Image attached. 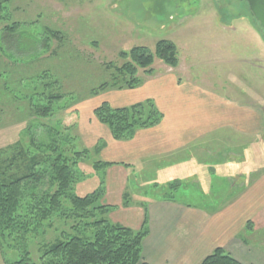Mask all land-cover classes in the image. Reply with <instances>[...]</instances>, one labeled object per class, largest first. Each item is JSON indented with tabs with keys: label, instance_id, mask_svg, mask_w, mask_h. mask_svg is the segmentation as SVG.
Listing matches in <instances>:
<instances>
[{
	"label": "rangeland",
	"instance_id": "rangeland-1",
	"mask_svg": "<svg viewBox=\"0 0 264 264\" xmlns=\"http://www.w3.org/2000/svg\"><path fill=\"white\" fill-rule=\"evenodd\" d=\"M162 1L165 3L163 5H166L165 8L162 6ZM87 2L89 1L15 0L5 5L4 12L10 14V20L0 23V29L8 22L18 21L22 24L17 30L16 42L19 50L24 49V51L20 56L7 54V75H16L15 81L13 78L11 81L15 86L9 83L7 94H1L4 99L5 96L8 99L11 112L15 109L18 114L20 113L18 116H23L27 112L23 106L18 110L23 100L17 98L22 96L19 95L20 93L12 94V91L19 92L20 89H24V83H27L30 77L34 82L55 80L58 77L63 82L65 94L79 99L58 115L63 118V125L74 126L76 144L73 148L81 150L88 146L91 151L89 156L84 157L78 164L83 175L73 186L74 194L86 196L101 186L104 187L102 179L106 170H100L102 168L96 170L95 164L101 162L97 160L96 136L105 126L97 124L98 118L94 115V109L103 102L109 100L113 107L130 106L135 104L127 103L133 89L161 77H166L167 85H170L172 77L169 76H173L177 80L180 78L181 82L189 81V78L193 80L198 78L200 84L209 85L210 87L206 88L216 91V95L220 97L227 100L236 98V100L249 101L250 109L254 108V102H259V106L260 103H264V36L252 21L249 7L244 0H103L102 2L93 0L90 6ZM111 4L116 12L121 13L119 17H125L113 18L115 21L111 22L109 19L111 17L103 16L104 12L110 9ZM137 5H145V10H137ZM130 8L133 9L132 12H129ZM220 23L230 28L225 31ZM49 29L62 32L63 41L55 38L51 44L49 42L48 52L44 41L40 43L41 46L34 45L37 48H33V40L30 37L45 39V32ZM161 39L175 42L178 48L176 67L157 59L150 74L140 71L141 85L134 88H114L96 96H89L90 88L110 78L105 68L107 62L112 61L121 65L123 61L119 57L122 51H129L132 47L141 45L154 50ZM5 40V47H12V42L7 38ZM47 70L50 74L42 79L40 76H43ZM21 77L25 78L22 80L23 84L20 82ZM41 87L39 86V89ZM29 89L27 86L24 92ZM156 93L159 95L158 91ZM148 99H152L158 108L160 102L157 98ZM13 104H16L15 108L12 107ZM121 104L125 105L121 106ZM256 108H259L258 105ZM7 112L8 110H5L0 113V148L20 140L25 127L23 122L14 119L19 118L17 113L15 115L13 112L12 116ZM255 115L258 117L254 120L260 129L251 132L248 138L247 151L253 157L249 163L248 178L233 177L232 183L227 186L224 178L211 177L208 179L212 182V184L209 182L210 192L205 193L204 191L192 193L190 190L195 188L178 189L177 185L173 189H168L170 184L168 187L151 184L156 187L146 188L141 183V177L131 178L132 187L139 185L137 191L143 192L146 188V193L140 192L143 195L137 193L130 197V191L126 190L124 200L117 203L114 201L116 196L112 192L108 193L106 204L109 208L106 217L113 223L133 229V226L137 227L141 222L140 213L143 212L134 205L144 197H164L163 193L191 205L206 207L216 205L215 208L219 205L224 207L233 205V201L240 196L236 193L240 181H260L259 172H264V163L256 162L258 156H264V112L259 110ZM32 134L36 141L48 142V135L41 126H35ZM240 136L244 137V134ZM220 141L221 139L217 142ZM245 141H247L246 136L241 142L246 143ZM217 147L218 150H224L221 144ZM207 152H210L207 148L201 151L199 158H206ZM118 164L122 165V163ZM255 168L256 175H253L252 170ZM121 181L122 179L116 181L118 186L122 184ZM262 181L260 193L251 195L256 199L255 201L243 204L242 207L236 204L233 205L234 208L232 207L231 215L234 219L238 218V221L245 219L246 223L252 221L251 229L241 233L247 242L237 237L228 248L222 247L243 264H264V178ZM47 189V183L42 182L31 191L42 195ZM103 197L102 195L98 205L103 204L101 203ZM212 210L216 209L212 208ZM144 222L147 235L143 239L142 250L144 240L149 234L148 219ZM73 225L74 220L57 211L49 221L39 225L27 238L13 243L12 246L5 244L0 248V264H10L26 258L27 264H47L50 258L45 257V251L50 245L65 234H78L72 228ZM236 225L234 224L235 227ZM133 230L141 231L143 227ZM143 259L146 261L144 254Z\"/></svg>",
	"mask_w": 264,
	"mask_h": 264
},
{
	"label": "trees",
	"instance_id": "trees-1",
	"mask_svg": "<svg viewBox=\"0 0 264 264\" xmlns=\"http://www.w3.org/2000/svg\"><path fill=\"white\" fill-rule=\"evenodd\" d=\"M12 1L15 0H0V23L10 20V14L4 10L5 5ZM251 19L264 36L257 21L253 17ZM21 25L20 22L13 21L2 25L0 29V113L8 110L9 115L13 112L16 115L17 112L15 109L11 112L8 99L6 96L4 99L1 94H7L9 83L15 86L11 81L12 78L15 81L16 75H7V54L20 56L24 51L19 50L16 42L17 30ZM62 37V32L49 29L45 32V39H30L33 40V48L41 46L42 41L46 42L44 45L48 52L51 41L55 38L63 41ZM5 38L12 42V47H5ZM177 53L175 42L168 39L159 40L154 50L141 45L122 51L119 58L123 63L118 65L116 62H107L105 68L110 78L90 88L89 96L114 88L137 87L142 84L140 71L150 74L157 59L176 67ZM47 74H50L48 70L40 77L45 79ZM31 79L32 77L24 83V89L27 86L30 88L27 92L24 89L12 91V94L20 93L22 96L17 98L23 100L18 110L23 106L27 111L23 116H18L20 113H17L19 118H14L25 124L23 135L20 140L0 148V248L5 244L12 246L27 238L39 225L49 221L60 211L63 216L74 220L72 228L78 234L64 233L65 236L50 245L45 251V257L50 258L47 264H148L143 259L142 250L147 230L134 231L113 223L106 217L109 207L98 205L105 192L103 186L86 196H78L72 192L74 184L83 175L78 164L91 151L88 148H73L76 144L74 126L63 125V118L58 115L79 99L65 94L63 82L58 77L43 82ZM22 80L25 78L21 77L20 82ZM39 86L42 87L39 89ZM15 105L12 107L15 108ZM94 115L108 126L116 140H129L139 129L153 127L163 118V113L152 99L126 107H113L109 102H103L94 109ZM35 126H41L45 130L48 142L35 140L32 136ZM110 164L97 162L95 169ZM42 182L48 185L45 193L38 195L31 191ZM176 185L178 187L180 184L172 183L170 188L173 189ZM252 225V221H249L242 233L251 229ZM240 237L247 242L242 234ZM26 261L27 258L10 264H27ZM200 264L243 263L222 247H217Z\"/></svg>",
	"mask_w": 264,
	"mask_h": 264
},
{
	"label": "crops",
	"instance_id": "crops-1",
	"mask_svg": "<svg viewBox=\"0 0 264 264\" xmlns=\"http://www.w3.org/2000/svg\"><path fill=\"white\" fill-rule=\"evenodd\" d=\"M86 1H89L87 5L90 6L93 0ZM163 4L165 3L162 1L165 8L166 5ZM112 6L113 4L103 16L111 17V22L115 21L113 18L125 17H119L121 13L116 12ZM137 6V10H145V5ZM132 11L130 8L129 12ZM223 26L225 31L230 28L225 24ZM171 77L170 85H167L166 77H161L133 89L127 102L130 104L157 98L160 102L157 106L164 114L157 125L138 130L129 140H116L110 129L98 120L97 124L105 128L96 136L97 160L112 163L99 167L102 168L100 170H106L102 179L105 189L102 205H108V193L112 192L116 196L114 201L117 203L124 200L126 190L130 191V197L137 193L143 195L146 188L156 187L151 184L168 187L169 184L177 183L180 184L178 189L195 188L190 191L205 193L210 192L212 182L208 179L211 177L224 178L227 186L232 183L233 177L248 178L249 163L253 159L247 151L248 138L251 132L260 129L254 119H257L255 114L259 110L264 112V103L259 106V102H254V108L250 109L249 101L220 97L216 95V91L206 88L209 85L200 84L198 78L181 82L180 78L177 80L169 76ZM108 102L110 103L109 100ZM123 105L125 104H121ZM243 134L247 137L246 143L241 142L244 137L240 135ZM218 144L224 150H218ZM206 148L210 150L206 158H199L201 151ZM257 161L264 163V156H258ZM252 172L256 175V168ZM259 175L260 181H240L236 191L240 196L233 201V205L242 207L243 204L256 200L251 195L260 193L264 172H259ZM139 177L146 186L143 192L137 191L139 185L133 188L130 184H133L131 178ZM121 179L122 184L118 186L116 181ZM163 195L160 198L144 197L138 202L140 207L138 204L134 205L143 212L140 213L141 222L132 228L145 229L144 221L148 219L149 234L144 240L143 254L149 264H200L217 247L228 248L232 245L243 232L246 226L244 224L249 222L233 218V205H219L218 208H215L216 205H191L164 193ZM234 224H237L236 227Z\"/></svg>",
	"mask_w": 264,
	"mask_h": 264
},
{
	"label": "water",
	"instance_id": "water-1",
	"mask_svg": "<svg viewBox=\"0 0 264 264\" xmlns=\"http://www.w3.org/2000/svg\"><path fill=\"white\" fill-rule=\"evenodd\" d=\"M250 11L251 17L257 21L264 33V0H244Z\"/></svg>",
	"mask_w": 264,
	"mask_h": 264
}]
</instances>
